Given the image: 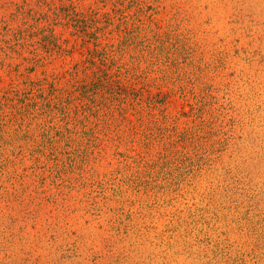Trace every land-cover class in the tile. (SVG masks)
I'll use <instances>...</instances> for the list:
<instances>
[{
	"label": "rangeland",
	"instance_id": "rangeland-1",
	"mask_svg": "<svg viewBox=\"0 0 264 264\" xmlns=\"http://www.w3.org/2000/svg\"><path fill=\"white\" fill-rule=\"evenodd\" d=\"M0 264H264V0H0Z\"/></svg>",
	"mask_w": 264,
	"mask_h": 264
}]
</instances>
